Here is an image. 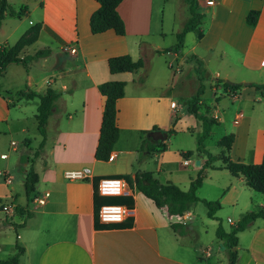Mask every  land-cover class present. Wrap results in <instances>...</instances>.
Segmentation results:
<instances>
[{"label":"crops","instance_id":"1","mask_svg":"<svg viewBox=\"0 0 264 264\" xmlns=\"http://www.w3.org/2000/svg\"><path fill=\"white\" fill-rule=\"evenodd\" d=\"M7 1L15 9L22 5L26 9L20 17L5 15L18 20L0 43L14 44L27 28L39 23L36 41L25 46L20 57L34 54L35 49L31 53L29 49L36 42L49 49L50 54L31 60L28 71L22 64L12 63L0 77V259L10 257L9 249L13 245L9 234L13 227L5 222L7 219L17 224L24 221L17 228L22 229L17 238L24 249L19 256L20 264H226L227 259L224 262L219 257L226 256L221 241L216 236L212 238L217 223L213 218L206 213L203 217L196 211V205L183 215H168L123 177L147 171L161 183L169 181L187 190L206 159L201 155L194 157L201 134L200 121L171 98L172 78L148 79L152 57L162 58L157 67L163 69L164 64L169 67L171 58L187 56L178 53L181 48L163 51L167 48L164 45L147 42L151 35L165 34L163 16L154 12L155 0H123L118 5L125 24L124 35H117L113 30L90 32L89 17L99 6L95 0ZM197 1L205 14L200 25L203 35L195 37L189 51L203 65L210 57L221 63L204 84L199 103L205 107L198 112L204 113L209 107V115L220 122L225 118L229 132L234 135L228 151L232 160L259 164L264 154V90L254 85H264V0ZM182 3L186 5L188 17L187 4L184 0ZM250 10L259 12L255 25L246 22ZM180 24L173 33L182 29L184 23ZM189 32L196 35L195 31ZM8 38L14 41L9 43ZM125 53L133 60L142 59L143 66L134 72L111 73L108 57ZM37 64L41 68L38 72ZM20 65L22 68H18ZM231 70H240L243 76L233 77ZM139 76L145 80L139 83ZM10 80H16L18 85L12 87ZM107 80H123L125 88L124 96L116 102L118 138L109 160L100 161L95 159L94 151L105 97L97 85ZM226 80L241 86L229 88L223 84ZM23 84L41 95L47 88L60 94L48 116L44 147L32 162L38 180L34 197L28 202L22 181L31 163L23 160L26 156L32 157L33 149L23 120L28 105L37 106L38 98L14 102L12 94L24 87ZM205 94L209 97L205 98ZM29 111L36 113L33 109ZM173 120L175 133L196 134L195 146L170 144L168 134L164 140H153L148 135L154 127L166 132ZM14 121L18 122L16 131ZM15 134L20 141L12 139ZM145 136L154 142L162 141L166 148L155 145L157 150L139 158L138 150ZM185 151L192 154L184 157ZM66 172L77 175L67 178ZM105 176L120 177L126 183L125 191L119 195L122 201L107 203L123 205L129 210L119 223L106 224L95 219L93 194L98 180ZM6 177L10 181H5ZM234 177L236 182L231 181L219 197L223 201L229 193H235L230 201L232 206L241 195L238 187L242 183L246 185L244 176ZM204 182H208L209 192L216 191L212 176H205L199 189ZM22 196L25 201L19 203ZM4 204L9 206L7 217L2 209L7 207ZM16 204L25 205L32 215L24 219V215L15 211ZM260 208H264L261 201L255 210ZM227 221L232 224L229 218ZM262 221L250 223L247 234H243L245 230L237 233L236 264H264ZM172 223L185 227L175 231ZM241 235L246 243L239 247Z\"/></svg>","mask_w":264,"mask_h":264},{"label":"trees","instance_id":"2","mask_svg":"<svg viewBox=\"0 0 264 264\" xmlns=\"http://www.w3.org/2000/svg\"><path fill=\"white\" fill-rule=\"evenodd\" d=\"M99 4L98 8L94 10L89 17V30L92 34L102 33L106 30H113L117 35L125 34V24L123 19L118 13L117 7L123 0H95ZM187 4L189 16L183 24L182 29L176 33L177 42L173 47L174 50H179L183 46L184 37L187 32L195 31L196 36L200 38L203 35L201 30V23L205 14L200 11L197 0H184ZM26 6L22 5L18 9L13 8L7 0H0V25L8 13L10 16L20 17L24 14ZM259 12L257 10H250L246 16V22L250 25H255L257 22ZM40 30V24L36 23L27 28L21 36L15 41L14 44L8 45L6 43H0V77L4 75L7 67L12 64H22L26 71H28V63L31 60L46 57L50 54V50L47 48L39 49L32 55H26L20 57L21 50L36 41ZM164 49L163 51H168ZM107 65L111 73L118 72H134L143 66L142 59L133 60L132 57L125 53L110 56L107 59ZM219 80V79H217ZM140 83L143 81L141 77L137 79ZM223 84L229 88H238L241 86L239 83H227ZM256 89L264 90V85H254ZM125 81L123 80H107L97 85L98 91L105 97L101 125L99 129L98 142L95 147L94 157L100 161H108L111 155L112 147L116 142L119 135V128L116 123L117 108L116 102L118 99L124 96ZM203 85L196 93L187 101L185 111L193 114L201 123V134L197 139L196 152L198 155L203 154L206 159L199 170L197 176L190 181L189 188L187 190H181L178 186L171 182L161 183L147 171H137L134 176L123 175L124 179L132 187H135L141 191L145 196L153 200L158 208H164L168 215H183L185 212L191 210L196 203L202 202L206 207V215L209 218H215L216 211L220 208V202L218 200H208L205 198H199L196 194V190L201 186L204 178V167H209L214 159H217L215 155L209 152L204 145V140L209 136L213 125L218 124L217 118L208 114L209 107L205 108V113H199L196 107L198 97L203 93ZM18 97L26 99L38 98L35 120L36 128L41 135V140L36 150L32 152V157L26 156L23 162L31 163L29 168L25 172L23 177V193L28 202L34 197L35 186L38 180L37 173L32 167V162L39 156L42 151L46 140V125L48 116L51 114L55 107V101L59 97V93L53 91L51 88H47L44 94H38L33 90H29V87L25 85L24 89H20L16 92ZM174 120L171 127L166 131L167 134H174L173 128ZM158 129L154 127L153 130ZM149 132V131H148ZM234 135L227 134L222 136L218 140V144L225 146L226 152L229 151L233 142ZM157 143V144H156ZM155 145H158L161 149H165L166 145L162 141L154 142L148 136L142 140L139 147V158L145 157L148 153L157 150ZM191 151H185L182 153L184 157L190 156ZM221 165L219 167L229 171L233 176H244L246 185L252 190L264 195V154L259 164L245 163L241 161L232 160L228 155L221 158ZM213 168V166H210ZM86 179V178H83ZM122 197L119 196H100L95 189L93 194L94 214L95 219H98V208L104 203H117L122 201ZM14 209L17 213L24 215V219L29 218L32 212L25 208V205L16 204ZM256 218H262L264 220V208L258 210H251L244 213L237 223L229 230L226 231L219 222L215 229L216 237L221 241V245L224 247L227 254L226 264H236L237 260V233L246 228L250 221ZM5 222L12 225L14 231H17L19 226L24 225V221L20 224L9 222L7 219ZM171 227L178 231V228L185 227L181 223H172ZM16 236L17 233H16ZM16 250L15 254L6 258L0 259V264H20L19 256L23 253V247L19 246L17 242L11 247ZM234 248V249H232Z\"/></svg>","mask_w":264,"mask_h":264},{"label":"rangeland","instance_id":"3","mask_svg":"<svg viewBox=\"0 0 264 264\" xmlns=\"http://www.w3.org/2000/svg\"><path fill=\"white\" fill-rule=\"evenodd\" d=\"M186 5L182 3V0H155L154 3V12L156 15H162L163 16V24H164V29H165V34L163 36L161 35H151L148 39V43L150 42L152 45H164V49H171L174 50L173 47L175 46L177 42L176 34L175 32L173 33L174 29H176L181 22L182 24L184 21H186V15H187V10H186ZM16 20V21H15ZM18 19H15L13 17H5L0 25V39L2 37H6L10 31V27L12 26L13 23L17 22ZM180 24V25H182ZM202 26V25H201ZM195 35L194 32H189L185 35L184 41H183V47L181 48L179 54H187V56H177L175 58H171L168 66L164 64L163 69L157 67V62L162 63V58L159 57H152L150 59V66L147 70V75L149 80H154V79H167L169 77L172 78L171 85L169 86V91L170 94L172 95L171 98L181 105L184 108L187 104L188 99H190L198 90L200 87V84L203 85V89H205V85L208 81H210V75L212 71H214L216 68H218V65L221 63L218 62L215 57H210V59L207 60L205 65L199 60L195 59L194 56H192V52L189 51L191 45L195 41ZM14 40L12 38H8V42L11 43ZM44 47L41 46L40 42H36L33 44L29 52L31 53L35 49V52L39 49H43ZM163 49V50H164ZM30 55V54H28ZM189 55V56H188ZM191 55V56H190ZM172 56V54H171ZM52 60V59H50ZM51 63V61H49ZM18 68H22L21 65L18 66ZM24 68V66H23ZM162 69V70H161ZM41 68L37 64V72L40 71ZM26 71V68H25ZM222 72L224 69L221 70ZM33 72H36V69L33 70ZM231 76L239 78L242 77L243 75L240 73V70H231L230 71ZM235 73V74H233ZM141 77V76H139ZM138 77V78H139ZM137 78V79H138ZM143 81L145 80L144 77H141ZM222 79V76L219 77ZM142 81V82H143ZM10 83H12V87H16L18 85V82L16 80H10ZM24 85V84H23ZM25 87V85H24ZM24 87H21L20 89H24ZM207 90V89H206ZM207 93V92H206ZM17 96L15 93L12 94V99H14V102L18 101H25L27 100L26 98L23 97H14ZM202 95V94H201ZM201 95L198 97V101L196 104L197 109L205 106H202L201 103H199L201 99ZM209 97L208 94H205V98ZM11 108H15L14 105L11 104ZM36 112V104L35 103H30L28 105V112L26 114V118L23 120V125H25L26 130H27V140L30 141V146L32 147L33 151L36 150L38 147L39 141H40V134L36 128V121H35V115L34 113H30L29 110H32ZM203 112V111H202ZM205 113V109H204ZM14 115V114H13ZM193 115V114H192ZM195 117V116H194ZM197 119V118H196ZM198 120V119H197ZM225 121V123H224ZM17 121H14L13 125L15 131L17 130ZM201 125V123L199 122ZM229 129H228V123L223 119L222 122L218 121V124L213 125L209 136L204 140V145L205 148L211 152L213 155L216 156L217 159H214L210 166L212 167H204L203 172H204V177L205 176H212V181L216 183V191L215 192H209L207 183L204 182V185L202 186L201 189H199L197 195L198 197L204 198V197H211V200H218L220 202V208L216 211L215 213V218L214 220L217 222L216 225L214 226V230H212V238H215V229L217 224L220 222L221 225L225 230H230L239 220L240 214L239 213H246L247 211L255 210L257 208V205L261 201L264 203V195L252 190L251 188L247 187L245 183H242L237 186L241 191V195L239 198V201L237 204L234 206L231 205V200L234 197L233 192L229 193L227 197H224L223 201L220 200V195L221 193L225 192L228 187H230L231 181L236 182V178L229 173L228 170L219 167L221 165V158L226 157V155L229 156V152H226L225 146H221L218 144L219 138H221L223 135L229 134ZM196 136L195 133H184V132H177L174 134H169V143L173 145H182V146H195L196 139H194ZM15 141H20L18 135H14L12 137ZM21 141H23L21 139ZM32 154V153H31ZM198 155V153L194 152V157ZM201 156L205 155L200 154ZM230 157V156H229ZM15 182H19L18 176H16ZM25 201L24 196L20 197L18 199L19 203H23ZM33 201V200H32ZM10 204V203H8ZM8 204H4L7 206V208H2L3 211H5L6 217L9 216L10 213H8L9 206ZM36 205V203H33ZM196 205V211L200 212L202 216L204 217V214L206 213V207L202 202H198L195 204ZM13 212V211H12ZM230 219L232 221V224L227 221V219ZM199 220V219H198ZM254 223L258 224L259 222H263L261 218H256L253 220ZM253 221H250L246 228L244 229L243 234H247L249 232L250 226H248L250 223ZM243 231V230H242ZM22 229L20 231H14L12 229L9 234L12 237L13 240V245L15 242L18 243L19 246L22 247L20 240L17 238L16 233H21ZM213 241V240H212ZM217 241V239H215ZM245 239L241 235L240 240H239V247L245 245ZM12 245V246H13ZM30 245V244H29ZM9 256H12L15 254L16 250L13 248V250L10 248L9 249ZM5 257V256H4ZM221 261H226L227 259V254L219 256Z\"/></svg>","mask_w":264,"mask_h":264},{"label":"built area","instance_id":"4","mask_svg":"<svg viewBox=\"0 0 264 264\" xmlns=\"http://www.w3.org/2000/svg\"><path fill=\"white\" fill-rule=\"evenodd\" d=\"M67 178L76 177L75 172H66ZM11 178L6 177L5 181H10ZM126 188L125 181L120 177L105 176L101 177L97 183V192L101 196H119ZM7 208V207H6ZM129 210L118 204H101L98 208V220L102 223H119L121 222Z\"/></svg>","mask_w":264,"mask_h":264},{"label":"water","instance_id":"5","mask_svg":"<svg viewBox=\"0 0 264 264\" xmlns=\"http://www.w3.org/2000/svg\"><path fill=\"white\" fill-rule=\"evenodd\" d=\"M227 83L231 84L232 82L229 80H226ZM245 85H249V83H246ZM153 140H164L167 137V132L163 131L162 129H156L152 130L148 134ZM199 163V162H197ZM234 249V248H232Z\"/></svg>","mask_w":264,"mask_h":264}]
</instances>
